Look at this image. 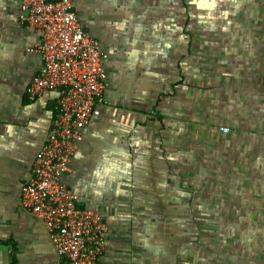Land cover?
Instances as JSON below:
<instances>
[{
    "label": "crops",
    "instance_id": "0c3cea01",
    "mask_svg": "<svg viewBox=\"0 0 264 264\" xmlns=\"http://www.w3.org/2000/svg\"><path fill=\"white\" fill-rule=\"evenodd\" d=\"M0 0V264H65L19 191L57 94ZM108 54L101 115L62 182L102 215L97 264H264V0H71ZM228 129L222 133L221 129Z\"/></svg>",
    "mask_w": 264,
    "mask_h": 264
},
{
    "label": "built area",
    "instance_id": "2783aa9c",
    "mask_svg": "<svg viewBox=\"0 0 264 264\" xmlns=\"http://www.w3.org/2000/svg\"><path fill=\"white\" fill-rule=\"evenodd\" d=\"M18 21L40 37L29 50L41 64L26 89L28 99L57 94L46 143L20 188L19 203L42 222L47 243L65 264H97L106 248V223L98 212L77 206V195L62 177L84 129L106 104L108 54L79 23L71 0H21Z\"/></svg>",
    "mask_w": 264,
    "mask_h": 264
},
{
    "label": "water",
    "instance_id": "95a60500",
    "mask_svg": "<svg viewBox=\"0 0 264 264\" xmlns=\"http://www.w3.org/2000/svg\"><path fill=\"white\" fill-rule=\"evenodd\" d=\"M73 12V11H72Z\"/></svg>",
    "mask_w": 264,
    "mask_h": 264
}]
</instances>
